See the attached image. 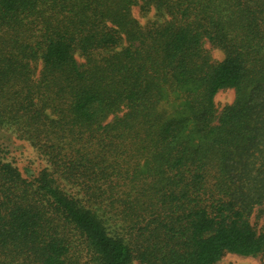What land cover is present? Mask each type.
Wrapping results in <instances>:
<instances>
[{"label": "trees", "instance_id": "1", "mask_svg": "<svg viewBox=\"0 0 264 264\" xmlns=\"http://www.w3.org/2000/svg\"><path fill=\"white\" fill-rule=\"evenodd\" d=\"M0 133V264L264 258V0H0Z\"/></svg>", "mask_w": 264, "mask_h": 264}, {"label": "rangeland", "instance_id": "2", "mask_svg": "<svg viewBox=\"0 0 264 264\" xmlns=\"http://www.w3.org/2000/svg\"><path fill=\"white\" fill-rule=\"evenodd\" d=\"M133 14L137 15V9H134ZM205 48L209 50L213 61L216 62L223 59V54L220 51L211 48L208 43H205ZM234 98L235 92L233 89L219 91L214 96L216 109L219 111L223 107L230 105L234 101ZM0 146L8 148L11 158L16 161L19 167L30 164L31 169L33 168L34 165L31 162L32 154L25 144L9 134L0 133ZM249 221L255 230H264V203L261 206L254 208ZM215 264H264V258H261L260 256L241 257L233 254H226Z\"/></svg>", "mask_w": 264, "mask_h": 264}]
</instances>
